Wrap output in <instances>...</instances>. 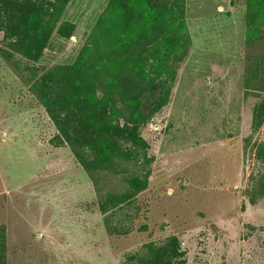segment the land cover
I'll use <instances>...</instances> for the list:
<instances>
[{"label": "rangeland", "instance_id": "1", "mask_svg": "<svg viewBox=\"0 0 264 264\" xmlns=\"http://www.w3.org/2000/svg\"><path fill=\"white\" fill-rule=\"evenodd\" d=\"M109 0H72L36 64L72 62ZM245 0H188L192 36L170 102L142 129L154 157L140 215L126 236L109 235L93 184L67 145H58L45 108L0 59V226L14 264H118L143 243L180 237L186 264H264V200L245 189L244 152L257 101L244 93L249 58ZM0 34V46L3 45ZM264 139V126L258 134Z\"/></svg>", "mask_w": 264, "mask_h": 264}, {"label": "trees", "instance_id": "2", "mask_svg": "<svg viewBox=\"0 0 264 264\" xmlns=\"http://www.w3.org/2000/svg\"><path fill=\"white\" fill-rule=\"evenodd\" d=\"M72 0H0V59H5L45 108L58 145H67L89 176L109 235L126 236L140 215L154 157L142 129L170 102L192 36L188 0H109L72 62L36 64L54 33L69 39L75 24L63 17ZM245 45L264 42V0H245ZM244 93L257 101L244 139L253 168L245 195L264 200V53L252 54ZM179 236L150 240L118 264H186ZM0 264L8 255L0 226Z\"/></svg>", "mask_w": 264, "mask_h": 264}]
</instances>
